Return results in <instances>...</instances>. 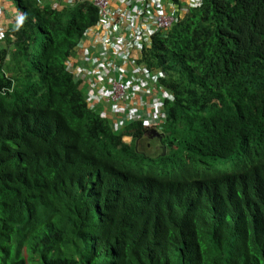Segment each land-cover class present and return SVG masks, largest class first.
Wrapping results in <instances>:
<instances>
[{
	"label": "trees",
	"instance_id": "obj_1",
	"mask_svg": "<svg viewBox=\"0 0 264 264\" xmlns=\"http://www.w3.org/2000/svg\"><path fill=\"white\" fill-rule=\"evenodd\" d=\"M17 1L24 20L16 41L0 50V264H196L195 252L201 264H264V164L241 176L253 227L239 262L214 253L229 244H213V227L193 249L205 224L181 249L159 245L180 228V221L169 227L163 203L128 226L117 214L104 223L101 213H75L86 168L187 166L235 149L264 157V0H204L143 52L141 62L162 70V85L174 93L164 103L169 152L156 158L131 150L94 115L66 70L97 21L95 6L74 0L56 10ZM142 127L126 132L140 140ZM126 183L134 189L140 179L127 175Z\"/></svg>",
	"mask_w": 264,
	"mask_h": 264
},
{
	"label": "clouds",
	"instance_id": "obj_2",
	"mask_svg": "<svg viewBox=\"0 0 264 264\" xmlns=\"http://www.w3.org/2000/svg\"><path fill=\"white\" fill-rule=\"evenodd\" d=\"M50 1L57 3L54 0ZM173 1L174 5L180 6L182 18L187 12L197 9L191 8L186 12L184 11L186 7L180 4L185 0ZM38 2L41 8L45 5H53L47 0H38ZM73 2L74 0H71V4L68 5L72 6ZM12 4L19 16L15 19L13 28L0 25V50L2 47L7 49L8 41H16L14 31L19 21L24 20V12L18 1L12 0ZM203 4L204 0H202V6ZM57 5L61 4L57 3ZM2 12L3 1L0 0V17ZM10 17H12L11 14ZM98 21L97 10L96 23L83 33L75 49V55L78 53V56L76 59L75 55L69 58L65 65L66 70L73 76V81L80 84L88 109L105 120L112 132L131 150L151 158L168 154L169 146L164 133L167 121L164 103L172 101L174 93L162 85V80L166 76L162 70L150 69L141 62L143 52L152 47L153 38L162 32L152 37L150 46L139 53L138 60V64L146 66L159 77L158 81L149 84L147 88L136 86V96L117 102H107L98 90L100 87L98 81L92 79L96 68L82 61L80 47L84 34L94 28ZM8 61L9 59L5 57V62ZM140 91L149 95L150 98L155 97L154 112H149L139 105L137 98ZM138 123L143 125L144 129V136L140 140L126 132L129 127ZM153 146L155 150H150ZM262 164H264V157L257 152L246 153L245 150L235 149L224 159L197 161L187 166L170 167L165 164L151 166L138 163L132 168L121 170L108 168V173L100 168H86L80 178L84 193L78 192L75 213L88 210L94 218L101 213L103 222L104 218L108 220L113 214H117L120 217L119 224L128 226L131 225L132 219L147 221L163 203L168 215L169 227L172 228L177 221H180V228L170 229L167 232L168 235L158 241L159 245L181 249L189 236L194 237V230L205 224L201 233L191 240L193 249L195 250L197 239L206 235L213 227L218 238L213 244L219 245L224 241L229 244L227 251L217 249L214 253L220 259L223 254H226L227 260L239 262L246 252L244 236L253 227V214L248 211V190L242 183L241 176ZM127 175L130 179L139 178V187L128 188ZM184 216L186 221L183 220ZM194 260L196 264H201V259L196 252Z\"/></svg>",
	"mask_w": 264,
	"mask_h": 264
},
{
	"label": "built area",
	"instance_id": "obj_3",
	"mask_svg": "<svg viewBox=\"0 0 264 264\" xmlns=\"http://www.w3.org/2000/svg\"><path fill=\"white\" fill-rule=\"evenodd\" d=\"M86 1L97 8L99 21L81 41L82 61L96 68L92 79L98 81L102 97L107 102L121 101L136 96V86L156 83L159 77L138 64L139 53L150 46L153 36L180 22V6L173 0ZM180 4L187 12L201 7L202 0Z\"/></svg>",
	"mask_w": 264,
	"mask_h": 264
},
{
	"label": "crops",
	"instance_id": "obj_4",
	"mask_svg": "<svg viewBox=\"0 0 264 264\" xmlns=\"http://www.w3.org/2000/svg\"><path fill=\"white\" fill-rule=\"evenodd\" d=\"M3 1V12L0 17V25L5 26L6 28H13L15 19L19 16L17 9L12 4V0H2ZM57 1V0H56ZM55 1V2H56ZM47 2L53 4L52 6L56 8L57 10H62L65 6H69L68 4H71V0H61V5H54L52 1L47 0ZM56 6V7H55ZM10 14L12 17H10ZM78 53L75 55V59L77 58ZM155 97L152 96L150 98L149 95L145 94L143 91H140V95H138L137 101L139 105L143 108H145L149 112H154L156 110L155 105Z\"/></svg>",
	"mask_w": 264,
	"mask_h": 264
},
{
	"label": "rangeland",
	"instance_id": "obj_5",
	"mask_svg": "<svg viewBox=\"0 0 264 264\" xmlns=\"http://www.w3.org/2000/svg\"><path fill=\"white\" fill-rule=\"evenodd\" d=\"M54 1H56V0H54ZM56 2L62 5L61 0H57ZM57 3H55V4H57ZM66 23H67V21H66ZM150 150H155L154 146Z\"/></svg>",
	"mask_w": 264,
	"mask_h": 264
}]
</instances>
